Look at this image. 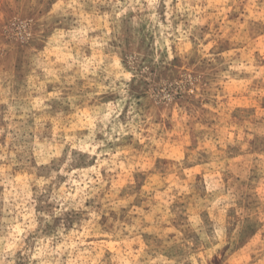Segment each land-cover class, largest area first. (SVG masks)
Here are the masks:
<instances>
[{
    "label": "clouds",
    "instance_id": "9594fccd",
    "mask_svg": "<svg viewBox=\"0 0 264 264\" xmlns=\"http://www.w3.org/2000/svg\"><path fill=\"white\" fill-rule=\"evenodd\" d=\"M0 264H264V0H0Z\"/></svg>",
    "mask_w": 264,
    "mask_h": 264
}]
</instances>
